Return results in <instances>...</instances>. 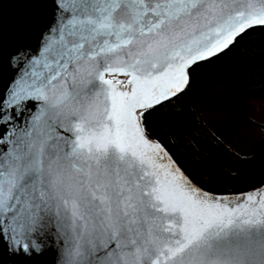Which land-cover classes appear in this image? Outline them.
<instances>
[{
    "label": "snow or ice",
    "instance_id": "1",
    "mask_svg": "<svg viewBox=\"0 0 264 264\" xmlns=\"http://www.w3.org/2000/svg\"><path fill=\"white\" fill-rule=\"evenodd\" d=\"M56 6L0 95V243L57 264H264V186L197 187L151 123L197 68L264 29V0Z\"/></svg>",
    "mask_w": 264,
    "mask_h": 264
},
{
    "label": "trees",
    "instance_id": "2",
    "mask_svg": "<svg viewBox=\"0 0 264 264\" xmlns=\"http://www.w3.org/2000/svg\"><path fill=\"white\" fill-rule=\"evenodd\" d=\"M262 94L264 29H257L227 54L196 69L192 87L151 117L154 135L201 187L220 193L249 191L264 184V141L252 142L253 151L248 153L222 147L207 132L202 110L231 107L225 99L228 95ZM214 154L234 167L217 163Z\"/></svg>",
    "mask_w": 264,
    "mask_h": 264
},
{
    "label": "water",
    "instance_id": "3",
    "mask_svg": "<svg viewBox=\"0 0 264 264\" xmlns=\"http://www.w3.org/2000/svg\"><path fill=\"white\" fill-rule=\"evenodd\" d=\"M58 2L59 0H0V95L6 96L11 91L15 81L28 68V61L36 58L42 51L49 38V30L55 28L60 18V9L56 6ZM176 163L194 185L212 194L251 193L264 186L262 184L249 191L212 192L197 184L179 162ZM58 260V252L54 254V251L46 250L43 255L30 257L14 252L8 241L0 243V264H57Z\"/></svg>",
    "mask_w": 264,
    "mask_h": 264
},
{
    "label": "rangeland",
    "instance_id": "4",
    "mask_svg": "<svg viewBox=\"0 0 264 264\" xmlns=\"http://www.w3.org/2000/svg\"><path fill=\"white\" fill-rule=\"evenodd\" d=\"M225 99L231 107L218 105L203 108L207 132L219 139L222 147L242 153L252 152V142L264 141V94L258 97L228 95ZM209 151L212 153V150ZM215 159L221 165L234 167L220 155H215Z\"/></svg>",
    "mask_w": 264,
    "mask_h": 264
},
{
    "label": "flooded vegetation",
    "instance_id": "5",
    "mask_svg": "<svg viewBox=\"0 0 264 264\" xmlns=\"http://www.w3.org/2000/svg\"><path fill=\"white\" fill-rule=\"evenodd\" d=\"M123 79H124V77H123Z\"/></svg>",
    "mask_w": 264,
    "mask_h": 264
}]
</instances>
